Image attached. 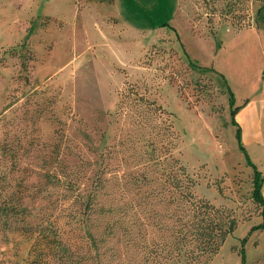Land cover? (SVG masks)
I'll return each mask as SVG.
<instances>
[{"label": "rangeland", "instance_id": "rangeland-1", "mask_svg": "<svg viewBox=\"0 0 264 264\" xmlns=\"http://www.w3.org/2000/svg\"><path fill=\"white\" fill-rule=\"evenodd\" d=\"M261 1L0 0V264H186L156 227L178 164L237 218L188 264H264L227 90Z\"/></svg>", "mask_w": 264, "mask_h": 264}, {"label": "trees", "instance_id": "trees-1", "mask_svg": "<svg viewBox=\"0 0 264 264\" xmlns=\"http://www.w3.org/2000/svg\"><path fill=\"white\" fill-rule=\"evenodd\" d=\"M207 21H209L208 18ZM227 90L231 122L235 125L232 117L235 107H231L232 92L229 89ZM138 98L145 104H154L153 101L144 97ZM155 108L161 109L159 105H156ZM235 137L238 147L245 155L246 163L252 167L250 197L259 204V213L262 216L257 226H264V203L259 190L262 175L249 161L240 143L238 127L235 128ZM177 168L182 177L176 175V172L173 171L172 179L169 182L177 195L165 199L166 204H172V207L158 212L159 219L156 221V227L162 231L160 233L161 247H169L170 250L167 249V251H169L173 259L183 256L187 259L186 264H188L202 256L209 257L215 253L225 236L234 228L237 218L234 214L224 208L215 206L207 199L193 196L188 189V185L193 183V179L187 174L183 165L178 164ZM156 192L161 193L160 189L156 190ZM92 197L93 194L89 193L85 201L87 207L90 206ZM11 208L14 207L11 206ZM99 208L103 209L104 207L100 206ZM164 219H170L171 222L163 223L161 220ZM164 230L167 231V234L163 232ZM59 245L62 246L63 251H66L65 244Z\"/></svg>", "mask_w": 264, "mask_h": 264}, {"label": "crops", "instance_id": "crops-1", "mask_svg": "<svg viewBox=\"0 0 264 264\" xmlns=\"http://www.w3.org/2000/svg\"><path fill=\"white\" fill-rule=\"evenodd\" d=\"M261 2L263 7L264 0ZM261 8L250 25L242 26L253 33L254 42L249 43L255 47L242 51L241 61L232 71L234 87L229 85V89L235 107L234 128L239 129L240 141L249 161L262 175L259 190L264 203V10ZM222 90L225 93L224 87ZM244 164L247 165L245 160ZM249 166H244L246 172H252ZM253 216L255 222L262 218L261 214ZM263 231L264 227L260 232ZM258 246L264 253V237Z\"/></svg>", "mask_w": 264, "mask_h": 264}]
</instances>
